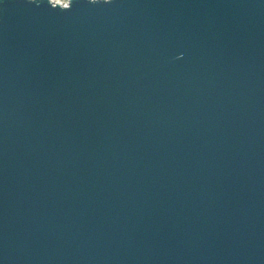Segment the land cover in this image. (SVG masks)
Masks as SVG:
<instances>
[{"label":"water","instance_id":"95a60500","mask_svg":"<svg viewBox=\"0 0 264 264\" xmlns=\"http://www.w3.org/2000/svg\"><path fill=\"white\" fill-rule=\"evenodd\" d=\"M0 264H264V0H0Z\"/></svg>","mask_w":264,"mask_h":264},{"label":"rangeland","instance_id":"374dc122","mask_svg":"<svg viewBox=\"0 0 264 264\" xmlns=\"http://www.w3.org/2000/svg\"><path fill=\"white\" fill-rule=\"evenodd\" d=\"M56 1L61 2V3H64V4H68V1L69 0H56Z\"/></svg>","mask_w":264,"mask_h":264},{"label":"clouds","instance_id":"9594fccd","mask_svg":"<svg viewBox=\"0 0 264 264\" xmlns=\"http://www.w3.org/2000/svg\"><path fill=\"white\" fill-rule=\"evenodd\" d=\"M91 2H92V3H95V2H96V0H91Z\"/></svg>","mask_w":264,"mask_h":264}]
</instances>
